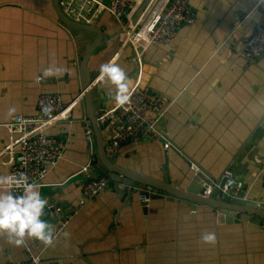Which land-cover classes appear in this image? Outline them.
<instances>
[{
    "label": "crops",
    "instance_id": "obj_1",
    "mask_svg": "<svg viewBox=\"0 0 264 264\" xmlns=\"http://www.w3.org/2000/svg\"><path fill=\"white\" fill-rule=\"evenodd\" d=\"M255 2L189 0L196 24L179 27L168 46L147 48L138 65L132 49L121 45L119 26L108 13L97 12L86 23L65 13L56 0H0V150L7 143L4 125L17 114L35 115L42 92L56 93L69 104L90 79L94 113L113 106L115 86L99 78V69L115 62L126 73L128 88L140 75L166 108L158 125L163 137L122 145L114 156L117 166L157 181L165 168L174 182L200 165L214 185L229 171L248 199L264 205V54L253 63L239 55L262 19ZM77 5L75 0L70 6ZM52 64L65 69L63 75L37 82ZM10 107L16 109L11 116ZM85 118L79 100L70 121L47 130L65 148L38 185L47 200L42 218L53 233L60 216L51 219L52 209L59 208L69 221L47 246L27 240L15 247L0 234V264L24 261L29 254L39 256L40 264H264V220H219L217 209L166 196L143 206L137 192L123 183L116 188L100 175L105 170L97 139L103 146L105 132L98 126L97 134L92 126V139L85 140ZM83 167L86 172H80ZM8 173L0 162V175ZM101 177L109 178V185L85 202L83 184ZM210 230L217 238L204 243L201 235Z\"/></svg>",
    "mask_w": 264,
    "mask_h": 264
},
{
    "label": "built area",
    "instance_id": "obj_2",
    "mask_svg": "<svg viewBox=\"0 0 264 264\" xmlns=\"http://www.w3.org/2000/svg\"><path fill=\"white\" fill-rule=\"evenodd\" d=\"M59 8L67 14L75 15L77 21L87 23L97 12L111 15L119 26L121 45L129 46L141 65V56L151 46H168L179 27L194 26L196 14L189 0H77V7L70 6L75 0H56ZM254 10L262 14L250 35L244 40L239 51L247 63H253L264 54V0H256ZM129 101L125 105L115 103L111 107H99L95 121L105 132L103 150L105 156L113 158L122 145L128 142L158 139L163 137L159 122L166 108L165 102L141 83L140 75L129 88ZM82 99L64 104L56 93H40L37 99V112L32 116L14 115L4 128L7 143L0 150V162L9 167L8 174L24 173L30 182L39 185L47 173L62 158L65 143L47 134V130L57 122L70 121L74 105ZM83 134L87 141L92 139V123L82 120ZM168 143L163 144L167 149ZM83 167L80 172H86ZM264 174V169H263ZM225 180L222 192L236 194L242 185L235 182L229 171L222 173ZM109 185V178H89L82 186V195L87 202ZM214 185L207 186L203 196L211 192ZM148 191H151L150 189ZM147 206L148 199L138 195ZM60 216L55 236L64 228L70 216L61 215L59 208L53 209L50 218ZM57 220V221H58ZM264 227V224H263ZM39 256L29 254L24 261L9 264H40ZM46 264H58L50 261Z\"/></svg>",
    "mask_w": 264,
    "mask_h": 264
},
{
    "label": "water",
    "instance_id": "obj_3",
    "mask_svg": "<svg viewBox=\"0 0 264 264\" xmlns=\"http://www.w3.org/2000/svg\"><path fill=\"white\" fill-rule=\"evenodd\" d=\"M62 21L66 23L65 20ZM67 24L73 25L74 23L68 21ZM77 27L86 30L89 28L84 25H77ZM91 48L92 47H90L87 52L90 53ZM90 86V79H87L85 84L81 87V100L83 101L85 112L88 114V119L91 121L92 126L95 128V132L98 134V125L95 121V113L90 92L93 86ZM97 143L98 159L105 170L104 172L102 171L103 173H100V175L106 174L116 188L118 183H123L133 192H137L138 195H144L148 200L163 199L166 196L169 201L178 199L183 203L206 205L219 211L221 214L218 218L219 220L224 218L228 222H239L240 220H244L260 224L262 220H264V205H258L255 201L248 199L243 187L234 195L222 192V187L225 182L222 178V174L218 180H216V186L212 187L209 195L204 197L203 193L207 186H211L213 177L200 165L194 167L197 171L192 172L191 175L183 174L174 180V182L169 178L167 170L164 168L162 180L157 181L150 177L133 174L117 166L114 157L108 159L105 156L102 140L97 139ZM138 186H141V189L138 190ZM149 189L151 191H148ZM142 205L145 206V203H142Z\"/></svg>",
    "mask_w": 264,
    "mask_h": 264
},
{
    "label": "clouds",
    "instance_id": "obj_4",
    "mask_svg": "<svg viewBox=\"0 0 264 264\" xmlns=\"http://www.w3.org/2000/svg\"><path fill=\"white\" fill-rule=\"evenodd\" d=\"M65 69L55 64L46 67L37 82L49 77L63 75ZM99 78L107 79L115 86V102L125 105L129 101V88L124 70L115 62L100 65ZM15 107L8 109L11 116ZM47 200L42 196L39 186L29 181L24 173L0 175V234H6L9 243L21 247L27 240L51 245L54 240L52 227L42 217ZM215 230L204 232L201 240L204 243L214 242Z\"/></svg>",
    "mask_w": 264,
    "mask_h": 264
},
{
    "label": "trees",
    "instance_id": "obj_5",
    "mask_svg": "<svg viewBox=\"0 0 264 264\" xmlns=\"http://www.w3.org/2000/svg\"><path fill=\"white\" fill-rule=\"evenodd\" d=\"M195 12V11H194Z\"/></svg>",
    "mask_w": 264,
    "mask_h": 264
}]
</instances>
